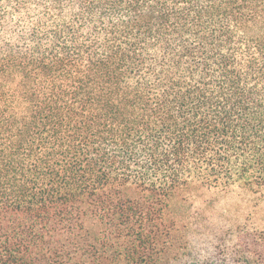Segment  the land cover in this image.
<instances>
[{"label":"trees","instance_id":"1","mask_svg":"<svg viewBox=\"0 0 264 264\" xmlns=\"http://www.w3.org/2000/svg\"><path fill=\"white\" fill-rule=\"evenodd\" d=\"M242 195L264 0H0V264H264Z\"/></svg>","mask_w":264,"mask_h":264},{"label":"rangeland","instance_id":"2","mask_svg":"<svg viewBox=\"0 0 264 264\" xmlns=\"http://www.w3.org/2000/svg\"><path fill=\"white\" fill-rule=\"evenodd\" d=\"M230 200V199H229ZM231 210L249 215L250 222L258 227L264 226V202L253 195H242L227 202ZM241 213V214H242Z\"/></svg>","mask_w":264,"mask_h":264}]
</instances>
